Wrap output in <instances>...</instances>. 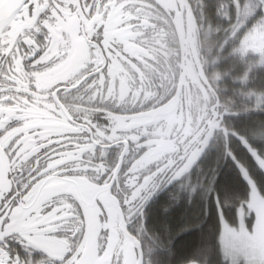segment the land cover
<instances>
[{
    "label": "snow or ice",
    "instance_id": "snow-or-ice-1",
    "mask_svg": "<svg viewBox=\"0 0 264 264\" xmlns=\"http://www.w3.org/2000/svg\"><path fill=\"white\" fill-rule=\"evenodd\" d=\"M117 5L118 0H14L13 16L24 30L12 51L0 54V70L19 75L12 64L19 58L25 73L21 79L26 78L27 87L21 84L18 90L15 80L0 83V148L9 161L20 160L17 153L24 155L21 149L29 138L40 148L26 162L27 177L17 175L14 166L9 173L12 186L0 194V264H30L19 256L13 257L6 243L10 238L29 250H42L50 264H77L73 257L83 229L67 250L57 237L66 238L75 230V214L83 217V209L91 207L97 191H111L129 222L140 217L145 203L164 183L187 177L206 150L183 158L155 159L142 143L147 137L137 139L138 129H121V118L113 116V111L106 113L107 125L102 127L94 121L95 113L102 110V102L122 103L108 84L109 65L113 58L119 59L115 51L119 45L109 38V16ZM243 7L245 13L230 25L239 24L243 32L255 24H264V15L255 23H248L264 10V0ZM81 37L89 51L85 61L79 59ZM6 84L12 87H5ZM75 93H83L88 101L97 103L84 106L80 96L66 103L65 97ZM37 109L51 114H39L40 120L55 117L61 122L55 131L49 129L46 133L47 125L35 124ZM114 144H120L124 153L129 152L130 146L141 148L122 176L121 164L106 167L102 160L104 151L98 153L101 159L96 158L98 149ZM260 163L264 165V160ZM53 181L57 185L49 187ZM95 204L103 213L101 218L106 219L104 203L97 197ZM247 211L256 214L252 231H247L243 223L239 230L225 224V250L236 257L244 256L247 264H264V198L255 189ZM132 234L139 241L138 264H143L140 239ZM114 264H121V260L114 258Z\"/></svg>",
    "mask_w": 264,
    "mask_h": 264
},
{
    "label": "flooded vegetation",
    "instance_id": "flooded-vegetation-1",
    "mask_svg": "<svg viewBox=\"0 0 264 264\" xmlns=\"http://www.w3.org/2000/svg\"><path fill=\"white\" fill-rule=\"evenodd\" d=\"M208 7V0H118L117 7L110 13L109 38L119 45L115 49L119 59L113 58L109 65L111 78L108 84L112 92L121 97L122 103L102 102V110L95 113L94 121L102 127L107 125L106 113L113 111V116L121 118V129H138L140 136L137 139L147 137L142 143L155 159L194 155L201 150L210 131L215 132L205 155L187 177L164 183L145 203L139 218L128 222L117 197L111 191H97L91 207L83 209V217L75 214V230L66 238L57 237L63 241V249L67 250L83 229L73 257L77 264H114V258L121 260V264H138L136 248L139 241L132 233L140 239L143 264H230L220 249L218 255L216 252H194L184 259V253L178 252L175 246L179 235L174 237L168 234L169 229H158L157 220L153 218L157 207L167 208V203H160L161 200L169 197L173 200L174 195L180 194L199 175L202 160L214 150L213 145L223 135L222 130L230 131L232 106L226 98L231 94L232 82L231 77H227L230 73L227 52L222 51V47L230 37L231 17L229 20L224 17L216 29L211 25L213 19ZM23 30L19 19L13 16L0 34V54L7 55L12 51ZM220 32L225 37L217 45ZM79 39L82 45L79 59L88 60L87 44L82 37ZM12 64L19 75L0 70V83L15 80L18 90L21 84L27 87L26 78L21 79L25 73L20 59L13 60ZM5 87L12 85L6 84ZM76 96L82 97L84 106L91 107L97 103L88 101L83 93L66 96L65 102L72 103ZM242 100L244 103L246 98ZM39 114H51L44 113L43 109H37L34 114L37 116L35 124L48 126L46 133L49 129L55 131V126L61 123L55 117L40 120ZM39 148L29 138L21 149L24 155L17 153L20 160L13 158L12 161L0 148V194L12 186L9 173L14 171V166L18 170L17 175L27 177L26 162ZM99 151L105 153L102 160L107 168L121 164L122 176L141 148L130 146L129 152L124 153L120 144H114L98 149L97 159H101ZM122 156L126 158L122 159ZM56 185L57 182L53 181L49 187ZM94 187L99 189L101 186ZM97 197L105 205L106 219L101 218L103 213L95 204ZM218 218L219 246L220 218L228 222L221 212ZM6 243L13 257L19 256L30 264H42L45 260L50 264V258L42 250H29L14 238Z\"/></svg>",
    "mask_w": 264,
    "mask_h": 264
},
{
    "label": "trees",
    "instance_id": "trees-1",
    "mask_svg": "<svg viewBox=\"0 0 264 264\" xmlns=\"http://www.w3.org/2000/svg\"><path fill=\"white\" fill-rule=\"evenodd\" d=\"M223 2L208 0L211 25L216 29L222 24ZM209 28L210 24L207 26L210 34ZM224 37L222 32L217 45ZM244 68H248L247 62L243 63ZM242 69L233 76L246 77L247 81L243 86L232 84L231 94L226 98L232 106L230 131L222 130L223 135L216 139L214 150L202 160L199 175L186 185L187 188L174 195L173 200L170 197L161 200L160 203H167V208L157 207L153 213L158 229H169L168 234L174 237L179 235L175 246L178 252L184 253V259L194 252H216L218 255V214L221 212L230 225H236L238 209L249 195V185L240 166L248 171L264 197V172L249 150L254 149L260 155L264 153V107L255 109L251 98V93L255 92L264 96V68H252L247 75ZM240 95L246 98L244 103Z\"/></svg>",
    "mask_w": 264,
    "mask_h": 264
},
{
    "label": "rangeland",
    "instance_id": "rangeland-1",
    "mask_svg": "<svg viewBox=\"0 0 264 264\" xmlns=\"http://www.w3.org/2000/svg\"><path fill=\"white\" fill-rule=\"evenodd\" d=\"M250 3H255V0H224L222 3L223 6L221 7V17H226V19L229 20V18L233 16V20H231L233 23L242 13H245L246 10L243 6ZM261 15H264V10L258 12L255 17L250 18L248 20L249 25L255 23V21L259 19ZM222 48V51L226 50L227 52L226 61L228 62L227 66L230 72L227 77H231V82L233 85L243 86V84H245L247 81L246 77L241 78L233 76L234 72L242 69L243 63L247 62L248 64L247 69H242L246 70V75L252 68H264V24H255L243 32L240 31L239 24L231 25L230 37H228V39L224 42ZM243 97V95H240L241 99ZM251 98L252 105L255 109H261L264 107V96L262 94L256 92L251 93ZM249 150L252 152L251 154L253 155L258 167L264 172V165H261L260 163L261 160H264V153L260 155L254 149L249 148ZM239 168L243 178L249 185V195L245 202L238 209L236 225L225 223L222 218H220L221 229L219 234V249L222 255H224L230 261V264H234V261L235 264H247V260L242 255L236 257L225 250L222 240L224 235V225L227 224L232 230H239L241 223H243L245 229L251 232L257 219L254 211H247V204L251 200L253 189L256 190L258 196L264 198L248 171L242 166Z\"/></svg>",
    "mask_w": 264,
    "mask_h": 264
},
{
    "label": "water",
    "instance_id": "water-1",
    "mask_svg": "<svg viewBox=\"0 0 264 264\" xmlns=\"http://www.w3.org/2000/svg\"><path fill=\"white\" fill-rule=\"evenodd\" d=\"M14 11H15L14 0H0V34L2 30L5 28V26L8 24V22L11 20V18L13 17ZM214 132H215L214 130L210 131L199 152H202L205 149H206L205 152L207 151L209 145L212 142ZM205 152L198 159L197 163L205 155ZM197 163L192 167V169L197 165Z\"/></svg>",
    "mask_w": 264,
    "mask_h": 264
}]
</instances>
